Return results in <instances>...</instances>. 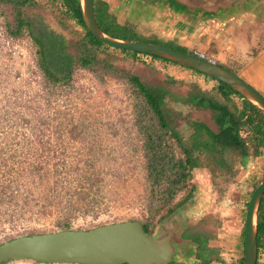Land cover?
<instances>
[{
	"label": "rangeland",
	"instance_id": "1",
	"mask_svg": "<svg viewBox=\"0 0 264 264\" xmlns=\"http://www.w3.org/2000/svg\"><path fill=\"white\" fill-rule=\"evenodd\" d=\"M105 1L119 23H128L149 40L174 42L248 78L264 97V0H215L229 5L223 16L231 24L226 32L220 30L221 25L213 29L209 44L179 27L189 16L181 18L171 0H160L145 9L137 0ZM24 12L41 28L71 42L83 33L63 18L52 0H36ZM7 24L13 25L12 12L0 5V245L64 227L80 231L124 221L147 223L152 187L146 180L140 126L148 116H140L141 96L128 83L127 75L137 76L164 97L167 109L181 114L174 119L187 145H191L193 130L185 116L218 131L208 110L185 101L193 87L219 99L216 81L146 56L134 58L108 50L99 56L115 69L98 66L93 72L76 68L69 84L54 85L37 68L31 41L25 36L12 37ZM234 102L240 106L239 99ZM241 132L245 137L246 132ZM227 160L224 168L201 155V166L192 171L186 189L175 199L177 202L192 189L190 198L174 212L176 221L184 220L182 212L196 197L205 194L207 203L201 213L194 212L198 223L188 234L186 221L182 222V239L185 234L210 233L222 222L230 227L239 221L244 231L246 205L264 176V148L245 166L234 157ZM149 229L156 236L160 224L149 225ZM238 260L228 264H239ZM257 262L264 264V240ZM4 264L44 263L21 260Z\"/></svg>",
	"mask_w": 264,
	"mask_h": 264
},
{
	"label": "trees",
	"instance_id": "2",
	"mask_svg": "<svg viewBox=\"0 0 264 264\" xmlns=\"http://www.w3.org/2000/svg\"><path fill=\"white\" fill-rule=\"evenodd\" d=\"M35 1L0 0V5L7 6L12 12L13 25L7 24L10 35L12 37L25 36L31 41L35 48L37 68L49 83L54 85L69 84L76 68L88 69L93 72L98 66L115 69L106 58L99 56L100 53L108 50L134 58L141 55L113 49L96 40L86 30L80 0H52L59 6L64 19L74 22L82 29L83 33L79 38L71 42L60 34L41 28L34 19L26 16L24 12V9L35 5ZM137 1L142 6L141 8L145 9L148 5L159 3L160 0ZM93 5L97 24L102 32L111 38L152 43L199 57L174 42L162 43L144 38L128 23H119L116 14L110 11L109 4L105 0H93ZM146 57L181 67L196 75L216 81V95L219 97V99L210 97L196 87L189 91L185 101L195 108L208 110L218 131L213 132L204 123L190 121L185 116L184 120L193 130L191 145H187L184 143L174 119V116L179 118L181 114H173L167 109L164 97L155 89L146 86L137 76L127 75L128 83L136 88L141 96L142 112L140 116L143 118L148 116V121L140 126V131L144 138L143 154L146 159V180L152 187V193L147 198L148 204L145 212L147 223L142 227L151 236L149 225L160 224L190 198L192 189L183 198L174 202L177 196L186 189L192 171L201 166L199 162L201 155L212 158L218 166H224V168H227L226 162L229 156L234 157L242 166H245L250 157L261 155V150L264 148V117L257 107L226 84L167 60L154 56ZM219 66L236 75L233 71ZM234 98L239 99L240 106L235 104ZM138 123L141 124V122ZM241 131L246 132L245 137L242 136ZM175 150H177L176 153ZM263 179L264 176L261 181ZM65 229L67 228L64 227ZM256 232L257 254L259 255L264 240V194L258 207ZM199 236V233H195L186 237L191 238L196 244L197 258L200 259L205 249V240ZM242 240L244 244V231ZM203 263L207 264L204 261ZM241 264H243V259Z\"/></svg>",
	"mask_w": 264,
	"mask_h": 264
},
{
	"label": "water",
	"instance_id": "3",
	"mask_svg": "<svg viewBox=\"0 0 264 264\" xmlns=\"http://www.w3.org/2000/svg\"><path fill=\"white\" fill-rule=\"evenodd\" d=\"M176 12H213L229 5L207 0H171ZM217 2V3H216ZM86 30L99 42L113 49L154 56L192 69L222 82L257 107L264 117V97L241 77L219 65L170 49L144 42L123 41L105 35L97 24L93 0H80ZM219 9V8H218ZM264 179L252 191L244 218L243 264H257L256 226ZM174 214V213H173ZM173 214L160 223L159 234L149 236L138 221H124L89 230H62L23 236L0 245V264L29 260L44 264H168L180 241L181 222Z\"/></svg>",
	"mask_w": 264,
	"mask_h": 264
},
{
	"label": "crops",
	"instance_id": "4",
	"mask_svg": "<svg viewBox=\"0 0 264 264\" xmlns=\"http://www.w3.org/2000/svg\"><path fill=\"white\" fill-rule=\"evenodd\" d=\"M220 5L219 3L216 4L218 8H220ZM111 8V4H109V9ZM218 8L216 7L213 12L201 13L194 11L190 14L182 9L179 12L180 16H182L181 18L184 19V17L189 16V19L187 22H185V20L182 21L185 23L180 24L179 27L185 29L188 34H195V39H202L204 43L209 44V41L213 38V29H219L221 25L220 30L226 32L231 24L229 22L231 19L227 20V17L223 16V14L225 15V13H227L226 8H221V12L218 11ZM223 37H225V33ZM206 47L207 46L202 50L203 52H205ZM261 71L264 72L262 68ZM243 80L251 84L248 78H244ZM202 196L203 198L196 197L194 203H192L191 206L185 207V210L182 212L181 216L184 215V220L181 221L180 219L179 222H181L182 226V222L186 221V225L183 223L186 228L185 231L193 229L194 225L198 223L193 217L194 212L201 213V211L204 210L203 206L207 205L204 198L205 194ZM241 227L239 221H235L230 227L222 222L220 226H216L210 233L201 232V238L205 240V249L200 259L197 258V246L191 238H181L180 241H176V245H173L174 252L168 264H204L203 261L207 264H228L233 261V259L235 260L236 257L239 259V264H241L244 256V244L242 240L243 231ZM241 250L242 254H240Z\"/></svg>",
	"mask_w": 264,
	"mask_h": 264
},
{
	"label": "flooded vegetation",
	"instance_id": "5",
	"mask_svg": "<svg viewBox=\"0 0 264 264\" xmlns=\"http://www.w3.org/2000/svg\"><path fill=\"white\" fill-rule=\"evenodd\" d=\"M191 231H192L191 229H188L186 233L188 234V233L191 232ZM187 234L184 235L185 238H186V235H187ZM199 237L201 238V235H200Z\"/></svg>",
	"mask_w": 264,
	"mask_h": 264
}]
</instances>
